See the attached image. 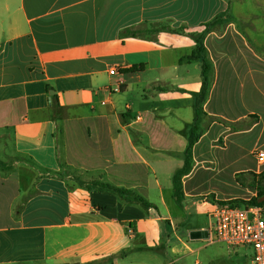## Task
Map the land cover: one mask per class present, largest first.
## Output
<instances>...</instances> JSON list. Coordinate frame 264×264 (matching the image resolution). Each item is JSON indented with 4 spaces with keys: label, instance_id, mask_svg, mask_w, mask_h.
<instances>
[{
    "label": "crops",
    "instance_id": "crops-1",
    "mask_svg": "<svg viewBox=\"0 0 264 264\" xmlns=\"http://www.w3.org/2000/svg\"><path fill=\"white\" fill-rule=\"evenodd\" d=\"M263 12L264 0H0V264H203L204 251V264H252L208 237L214 204L247 199L264 172V51L238 24ZM153 25L175 32L127 33ZM191 34L213 65L204 111L224 124L195 146L179 202L203 83Z\"/></svg>",
    "mask_w": 264,
    "mask_h": 264
},
{
    "label": "built area",
    "instance_id": "built-area-1",
    "mask_svg": "<svg viewBox=\"0 0 264 264\" xmlns=\"http://www.w3.org/2000/svg\"><path fill=\"white\" fill-rule=\"evenodd\" d=\"M111 76L119 75L117 68L110 69ZM120 92L121 87L113 89ZM260 167L264 166V151L256 150ZM212 224L208 240L223 243L231 251L240 248L252 250V264H264V206L242 204L236 201L218 202L211 212Z\"/></svg>",
    "mask_w": 264,
    "mask_h": 264
},
{
    "label": "trees",
    "instance_id": "trees-1",
    "mask_svg": "<svg viewBox=\"0 0 264 264\" xmlns=\"http://www.w3.org/2000/svg\"><path fill=\"white\" fill-rule=\"evenodd\" d=\"M218 22L215 21L211 24H208L207 27L215 25ZM152 28L148 30H128V35L132 37H144L148 36V34H157L162 31H169L175 32L170 27L167 26H160V25H153ZM179 32H183V30H179ZM191 36L195 39L197 47L194 54L191 56L192 59H200L202 63V75H203V83L201 91L196 95V102H195V122L191 129L188 132V147L183 154L184 163L183 167L179 170V172L174 176V184L175 190L177 194L178 201L181 202L183 197L182 192V178L186 175H189L193 168H194V148L197 143L200 141L202 137V124L203 121L207 116L204 111V105L208 99L210 89H211V79L213 75V65L208 56L207 50L204 47L203 39L204 36L200 34H191ZM140 67H135L132 70L137 71ZM58 101L56 97H53V106L57 107ZM216 119V118H212ZM2 163L0 162V167ZM100 187L101 191H108L118 195H129L133 196L131 191H128L123 188L115 187L111 184L99 183L97 184ZM135 199L145 207H151V205L144 201L143 198L135 196ZM260 198H257L253 201H244V200H235L238 203L242 204H257L262 205L264 202H259Z\"/></svg>",
    "mask_w": 264,
    "mask_h": 264
},
{
    "label": "rangeland",
    "instance_id": "rangeland-1",
    "mask_svg": "<svg viewBox=\"0 0 264 264\" xmlns=\"http://www.w3.org/2000/svg\"><path fill=\"white\" fill-rule=\"evenodd\" d=\"M247 10L254 11L257 9L255 5H253L251 2H248L246 4ZM259 10V9H257ZM239 27L248 35V38L250 41H252V44L257 50L264 51V12L255 16L247 17L241 21H239ZM152 28V27H150ZM145 30V29H144ZM148 30V29H147ZM213 123H219L224 124L223 121L219 119H212L209 117H206L202 124V133H206L209 127ZM203 135V134H202ZM223 142V138L220 139V143ZM251 178L254 176V181L252 183L246 184V186L253 192V194L247 195V199H243L244 201H253L257 198L259 199V202H264V172L257 176L253 175V173H250ZM264 206V204H262ZM194 221L190 219L187 224H193ZM213 249V247H210L209 250ZM249 255L252 256V250H248L247 252ZM202 260L203 264L206 263V253L205 251L202 254ZM250 260V259H249ZM188 264H195L196 258H188L187 260ZM96 264L104 263L103 260L95 262ZM184 264V263H181Z\"/></svg>",
    "mask_w": 264,
    "mask_h": 264
}]
</instances>
